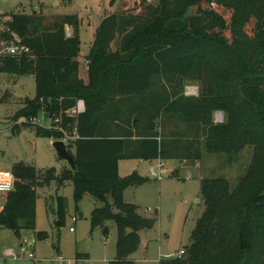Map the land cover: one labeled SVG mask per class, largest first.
<instances>
[{
	"label": "trees",
	"instance_id": "obj_1",
	"mask_svg": "<svg viewBox=\"0 0 264 264\" xmlns=\"http://www.w3.org/2000/svg\"><path fill=\"white\" fill-rule=\"evenodd\" d=\"M133 8L120 17L106 18L97 30L86 57L88 82L80 77L77 60L81 50L78 16L57 15L51 22L41 13L13 14L4 22L0 18V42L10 43L17 37L30 49L27 55H1L0 73L34 76L36 82V96L23 100L13 117V130L19 133L29 127L39 137L55 141L68 138L77 167V171L64 167L58 177L55 168L41 171L24 163L14 164L15 190L0 195L5 199L0 229L18 236L24 230H34L37 189L49 187L53 181L60 187L70 183L76 203L91 196L102 204L91 214L93 228L102 227L108 236L107 222L117 225V257L109 264H134L131 256L141 244L140 233L153 229L157 219L141 215L137 205L125 202L126 189L150 180L136 171L121 177V161L183 158L197 165L203 144L208 153L230 158L253 146L252 164L236 189L222 177L201 179L205 209L192 233V243L185 248L183 258L160 264H264V126L243 123L247 107L256 115L257 124L262 121L264 125V72L252 71L254 88L237 82V97L244 105L239 107L230 96L218 92L202 55V40L208 32L228 46L239 44L243 48L250 46L242 36L249 28L256 36H263L264 0H200L191 6L194 14L177 17L170 15L163 0L156 6L135 0ZM240 10L245 16L238 29ZM68 26L74 29L73 36L67 35ZM117 31H127V35L119 45L120 54L114 56L109 51ZM227 62L229 68L218 74L225 88L232 84L237 63ZM162 75L197 82L199 97L163 98L154 88L155 79ZM79 101L84 102L85 110L73 117L70 112ZM40 112L48 115L52 128L31 122ZM217 112L227 116L222 125H215ZM164 116L182 120L196 130L195 134L172 131L171 135L186 142H165L156 122ZM115 119L134 128L126 133L131 139L109 137L106 125ZM133 136L137 138L134 141ZM178 151H184V156H178ZM177 172L172 176L179 177ZM58 206L62 216L66 200L58 197ZM37 237L45 240L48 235L42 232Z\"/></svg>",
	"mask_w": 264,
	"mask_h": 264
},
{
	"label": "rangeland",
	"instance_id": "obj_2",
	"mask_svg": "<svg viewBox=\"0 0 264 264\" xmlns=\"http://www.w3.org/2000/svg\"><path fill=\"white\" fill-rule=\"evenodd\" d=\"M128 1L127 3V0H0V18L5 20L18 13L25 15L41 13L46 16L48 22H51L57 15L78 16L81 50L77 60L80 77L88 82L89 62L86 57L90 53L96 32L106 18L120 17L126 9L133 12L135 0ZM147 1L156 6L162 0ZM163 1L170 15L177 17L194 14L191 6L200 0ZM218 1L221 0H213L214 3ZM227 1L236 3V0ZM244 16L245 13L243 11L241 13L240 10L238 29L242 27ZM66 29L68 36L74 35L72 26ZM248 30H250L249 33L242 36L250 45L249 48H243L239 44L228 46L209 32L202 40V55L215 83L218 84V92L230 96L239 107L244 105L242 106L237 97L235 87L237 82L254 88L253 70L264 72V27L261 32L263 36H256L251 28ZM126 35L127 31L124 33L117 31L116 39L111 43L109 51L112 55L120 54L119 45ZM252 51H255V54ZM233 60L237 62L235 75H232V84L225 88L221 86L222 81L218 74L219 71L229 68L227 61ZM154 82L155 90L159 91L163 98L167 97L170 100L181 95L196 98L201 92L200 85L193 80L182 82L162 75ZM35 96L34 76L0 73V172L11 173L14 164L24 163L35 166L41 171L55 168L59 177L64 167L68 165L54 149L52 144L54 141L38 138L33 128L23 127L19 133L13 130V117L21 109V103L26 98L34 99ZM4 97L9 99L2 102ZM244 108L247 112L243 115L244 124L251 121L254 127L264 126L262 121L257 124L254 118L256 115L247 107ZM174 119L177 118L164 116L156 121L157 128L164 133L160 136L165 139V142L175 143L176 139L181 138L170 134L176 126L178 131L185 135L195 134L196 130L193 127L186 125L182 120ZM226 119L224 112H217L214 116L215 125H222ZM35 124L49 128L51 120L47 114L40 112ZM203 139L204 137L201 136L202 142ZM202 151V159L197 163L198 168L191 162H189L190 165L194 167H179L180 176L184 181L170 175L174 169V163L171 161L166 163V167L164 164L165 173L170 177L163 178L162 181L152 177V165L149 162L132 160L121 163L119 169L121 177L138 171L139 175L151 180L145 186L126 189L125 202L138 205L141 215L157 219L153 229L140 233L141 244L137 252L131 256L134 264H160L161 261L173 259L175 253L181 249L189 247L192 243V233L205 209L201 197V178H225L234 190L247 174L255 154L253 146H246L234 158L226 154H210L206 151L204 144ZM183 152L178 151V156H184ZM178 161L184 162V159ZM159 162L155 161L154 166H158ZM189 175L193 178L188 179ZM58 197L66 200L67 206L62 216L58 212ZM4 205L5 199L0 197V212ZM99 207H102V204L91 196H85L76 203L74 188L70 183L60 187L57 181H53L49 187L38 188L35 229L24 230L19 236L11 230L0 229V264H109L117 257L118 228L115 222H107L110 231L108 236L104 235L102 227L93 228L91 214ZM42 232L48 235L45 240L37 237ZM26 244H32V249H30L31 245ZM23 248L27 251L22 252ZM11 251L22 257L14 259L8 255ZM30 254L33 255V259Z\"/></svg>",
	"mask_w": 264,
	"mask_h": 264
},
{
	"label": "built area",
	"instance_id": "obj_3",
	"mask_svg": "<svg viewBox=\"0 0 264 264\" xmlns=\"http://www.w3.org/2000/svg\"><path fill=\"white\" fill-rule=\"evenodd\" d=\"M2 49L0 50V56L1 55H24V54H29L30 49L23 45L21 41L15 37L14 41L8 43V42H2ZM85 110V105L83 101H79L76 105L75 108H73L70 112L71 116H77L78 114L84 112ZM36 119L32 120L31 122L35 124ZM58 122V120L56 121ZM41 126V125H40ZM52 126V125H51ZM44 127V126H43ZM47 128V127H44ZM52 127H49L50 129ZM58 130L62 131L61 128H58ZM77 138V137H75ZM67 139H64L65 142H67ZM54 141V140H53ZM163 169H164V163L163 161H160L158 166L151 167V175L153 178L157 180H163L164 175H163ZM159 170V172H158ZM188 179H192V176L189 175ZM15 190V179L12 173L9 172H0V195L3 194H8L10 192H13ZM24 245V244H23ZM27 245V244H26ZM30 246V249H32V244H28L27 246ZM27 251V249H22V252ZM9 256L13 257L14 259L21 258L22 255L16 254L15 252L11 251L8 253ZM186 255V249L183 248L179 252L175 253L174 258H183ZM30 257L33 259V255L30 254Z\"/></svg>",
	"mask_w": 264,
	"mask_h": 264
},
{
	"label": "crops",
	"instance_id": "obj_4",
	"mask_svg": "<svg viewBox=\"0 0 264 264\" xmlns=\"http://www.w3.org/2000/svg\"><path fill=\"white\" fill-rule=\"evenodd\" d=\"M10 19V17H8V18H6L5 20H2L3 22L4 21H7V20H9ZM35 84H36V82H35ZM122 117V116H121ZM122 119H124V118H122ZM110 121H112V120H110ZM110 121L108 122L109 123V125H106V128H108V129H106V131L108 132V134H109V137H118V138H125V139H131L130 137H129V134H126L127 132L129 133V131L131 130V131H135L134 130V128L131 126V125H129V124H124L123 123V121L122 120H120V119H115V121L114 122H112L113 124H111L110 123ZM107 123V124H108ZM160 131V130H159ZM174 131L176 132V133H181L182 135H183V133L182 132H180V131H178V127L176 126L175 127V129H174ZM33 132H34V134L37 136V134H36V132H35V130L33 129ZM172 132V131H171ZM38 138H43V137H39V136H37ZM47 139V138H46ZM137 138L136 137H132V140L134 141V140H136ZM55 141V140H54ZM179 141H182V139H179ZM183 142H186L185 141V138L183 139ZM126 161H132V160H123V161H121L120 162V166H119V169H120V167H121V163H123V162H126ZM138 161H142V162H149V163H151V167H154V162L155 161H165V160H161V159H157V160H152V161H146V160H138ZM169 161H171V162H173L174 164H173V166H174V169L172 170V172H171V174L170 175H172V173H174L175 171H178L177 172V174L179 175V178H181V176H180V168L179 167H182V166H184V167H197V166H199V165H194V166H192V165H190V163H188V162H186V161H184V162H179L178 160H176V159H170V160H167V161H165V162H163L164 164H165V167H166V163L167 162H169ZM177 164V165H176ZM156 165V164H155ZM158 165V164H157ZM165 167H164V169H165ZM198 168V167H197ZM47 169H49V168H47ZM163 169V175H164V178H166V177H170V175H167L165 172V170ZM43 171V170H42ZM133 172H135V171H133ZM132 172V173H133ZM136 172H138V171H136ZM131 173V174H132ZM130 175V174H129ZM128 176V175H127ZM185 177V176H184ZM183 178V177H182ZM193 178V177H192ZM202 179V178H201ZM151 181V180H150ZM149 181V182H150ZM162 181V180H161ZM149 182H147L146 184H148ZM201 182V181H200ZM146 184H144L143 186H145ZM136 205V204H135ZM138 206V205H137ZM139 207V206H138Z\"/></svg>",
	"mask_w": 264,
	"mask_h": 264
},
{
	"label": "water",
	"instance_id": "obj_5",
	"mask_svg": "<svg viewBox=\"0 0 264 264\" xmlns=\"http://www.w3.org/2000/svg\"><path fill=\"white\" fill-rule=\"evenodd\" d=\"M52 144L60 158L64 160L73 171H77L74 158L69 152L67 144L62 140L54 141Z\"/></svg>",
	"mask_w": 264,
	"mask_h": 264
}]
</instances>
